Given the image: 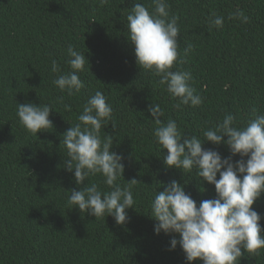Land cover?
Wrapping results in <instances>:
<instances>
[{
	"label": "trees",
	"instance_id": "16d2710c",
	"mask_svg": "<svg viewBox=\"0 0 264 264\" xmlns=\"http://www.w3.org/2000/svg\"><path fill=\"white\" fill-rule=\"evenodd\" d=\"M135 3L153 11L151 0H0V264H186L179 244L169 250L178 234L154 233L151 201L172 180L184 185L197 205L215 198V190L164 165L162 153H167L154 140L157 125L148 107L159 104L161 121L173 119L182 135L201 140L226 114L238 127L264 115V0H167L169 16L178 17V60L183 61L171 71H190V87L203 99L200 106L179 109L159 77L136 64L125 25ZM213 14L224 18L222 27H210ZM69 45L89 63L78 73L85 86L71 96L52 83L70 70ZM53 59L59 73L51 71ZM96 91L113 109L101 137L111 136L110 151L122 157L117 182L138 181L123 225L68 203L70 191L84 185L63 166L62 134L78 122ZM28 102L52 108L53 128L36 136L19 123L17 103ZM64 104L71 105L70 112ZM203 147L230 155L224 144L205 141ZM103 179L89 176L84 184L96 183L107 192ZM253 208L262 217L264 235V194ZM237 264H264V249L259 255L245 251Z\"/></svg>",
	"mask_w": 264,
	"mask_h": 264
},
{
	"label": "clouds",
	"instance_id": "9594fccd",
	"mask_svg": "<svg viewBox=\"0 0 264 264\" xmlns=\"http://www.w3.org/2000/svg\"><path fill=\"white\" fill-rule=\"evenodd\" d=\"M101 3H107V0H101ZM151 3L153 11L135 3L126 16L127 39L133 47L136 64L159 77L158 83L178 101L174 105L176 108L200 106L203 99L189 84L191 72L171 71L174 63L183 62L178 60V17L169 16L167 0H151ZM241 15L237 13L236 17ZM223 19L213 14L208 23L218 29L223 26ZM189 50L190 46L185 48V54ZM67 56L70 70L59 74L52 83L71 96L85 86L78 73L89 63L85 54L74 50L72 45L67 48ZM51 71L60 72L54 59ZM60 100L63 101V97ZM64 109L70 112L71 105L64 104ZM51 110L47 104L17 103L16 115L19 123L36 135L53 128L49 119ZM147 111L157 125L153 130L154 140L167 153H162L164 165L183 175L192 174L199 181L213 185L215 190V198L201 200L197 205L185 192L184 185L176 180L164 184L163 191L156 190L151 201V217L157 221L154 233L178 234L179 239L170 240L169 250L179 244L186 264L193 261L237 264L245 251L259 255L264 249V235L259 223L262 217L253 205L264 194V115H257L238 127L235 117L226 114L222 122L203 131L204 139L201 140L195 135H182L173 119L166 123L161 121L164 112L159 104H151ZM112 112V106L101 91L87 99L77 117L78 122L62 134L61 143L67 155L63 166L73 173L78 186L84 185L70 191L69 204L95 218L107 214L116 224L123 225L129 220L126 210L133 208L131 189L138 181L132 179L125 186L117 182L124 171L122 157L110 151L113 146L111 136L101 137L102 128L107 126ZM205 141L226 145L230 155L222 157L216 150L205 149ZM237 155L240 159L233 162ZM95 175L104 178L103 183L109 191L102 192L96 183L84 184L89 176Z\"/></svg>",
	"mask_w": 264,
	"mask_h": 264
}]
</instances>
